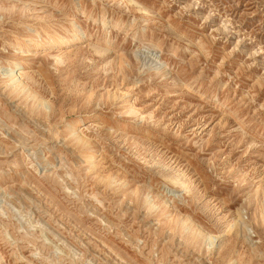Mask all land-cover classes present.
Listing matches in <instances>:
<instances>
[{
  "label": "rangeland",
  "instance_id": "1",
  "mask_svg": "<svg viewBox=\"0 0 264 264\" xmlns=\"http://www.w3.org/2000/svg\"><path fill=\"white\" fill-rule=\"evenodd\" d=\"M135 1L0 0V264H264V0Z\"/></svg>",
  "mask_w": 264,
  "mask_h": 264
},
{
  "label": "bare ground",
  "instance_id": "2",
  "mask_svg": "<svg viewBox=\"0 0 264 264\" xmlns=\"http://www.w3.org/2000/svg\"><path fill=\"white\" fill-rule=\"evenodd\" d=\"M129 2H130L129 4L136 6L140 12H142V13L146 12V10L141 5H139L135 0H129ZM15 6L16 5H13L12 8H15ZM28 6L29 5L25 3L24 4V10L29 9ZM12 8H11V10H12ZM75 8H78L77 4H75ZM0 11H6V8L3 5H0ZM7 12H8V10H7ZM101 22L104 26L107 25L105 19H103ZM31 31H32V29H31ZM65 33H69V34L67 36H65L64 35ZM64 34H60L57 31L53 30L52 32H46L44 35L40 34V35H38V37H36L34 35H26L24 38H17L15 43L10 44V46L13 49L21 52V58L14 60L12 66L9 70H4V72L9 73V77H8L7 81H5V82H11V85H9V89L10 90L13 89L12 90L13 93L19 92V94H20V92H26V93L30 92L29 86L22 79L23 77H27V74L23 71L24 64H25V61L27 58H29L31 56L38 55V54H43V56L46 58H52V60L55 61L56 64H61L64 62L65 58L67 57V51L64 50L63 48L68 46V45L74 44V43H80V42H82L84 37H86L85 32L82 30L81 26L79 24H77L76 22H72L70 24V28L68 30L67 29L64 30ZM22 40L26 41L25 46L22 45V43H21ZM98 48L99 47H96V46L94 47V49L96 51H98L96 53L99 54V51H102V49H100V48L98 49ZM103 52L104 51H102L101 53H103ZM0 75H2V73ZM30 81H31V79H30ZM123 92H125V91H123ZM125 93H127V92H125ZM124 97H127V94H124ZM37 103H40L41 105H47V107H49L48 104L42 103V102H40V100L34 101V105H36ZM30 110H32L31 112H33V110H34L33 106ZM134 114H136V112H134ZM68 129L71 133L75 134L74 141L78 145V147L79 146L83 147V146H86L89 144V141L82 134H78L76 132L78 129L76 124L69 123ZM78 132H79V130H78ZM167 178H168V181L170 182V184H172L173 186L183 187L184 190H186L188 192V190H187L188 187L185 184V182H183L182 178H180V176L179 177L168 176ZM263 207H264V205H263ZM262 209H264V208H262ZM207 239L210 242V245H213L215 243V237L214 236L209 235Z\"/></svg>",
  "mask_w": 264,
  "mask_h": 264
}]
</instances>
